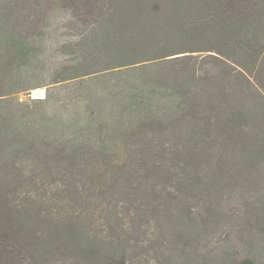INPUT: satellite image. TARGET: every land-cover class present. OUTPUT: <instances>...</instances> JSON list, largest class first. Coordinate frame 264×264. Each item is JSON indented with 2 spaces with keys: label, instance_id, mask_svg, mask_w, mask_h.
Returning a JSON list of instances; mask_svg holds the SVG:
<instances>
[{
  "label": "rangeland",
  "instance_id": "obj_1",
  "mask_svg": "<svg viewBox=\"0 0 264 264\" xmlns=\"http://www.w3.org/2000/svg\"><path fill=\"white\" fill-rule=\"evenodd\" d=\"M36 1L21 6L22 16L13 18L9 29L4 28L0 14V115L4 117L0 191L4 189L15 206L33 201L29 177L35 156L47 153L57 158L50 161L55 165L60 158L52 151L58 143L66 149L76 145L81 150L78 156H70L71 162L88 169L98 164L101 175L107 177L111 188L105 203L81 198L75 213H65L70 208L66 201L43 193L35 196L34 209L49 200L52 203L43 206H55L53 213L63 216L61 221L67 215H81L79 221L84 219L88 227L99 231L98 242L125 247L135 260L141 257L154 263L158 257H168L175 264L184 255L193 261L202 257L211 264L224 254L233 262L254 256L257 264L262 263L264 234L256 222L264 219V92L249 73L236 70L230 58L205 50L211 42L198 30L196 1L140 0L143 9L129 16L134 0L128 10L124 0H99L95 5L103 12L91 19L84 18V4ZM154 1L159 6L145 10ZM176 52L181 53L171 54ZM122 59L130 64L120 66ZM84 69L91 73L73 77ZM172 78L182 85L175 87ZM143 84L148 88V96L140 100L143 113L172 117L178 103H184L180 97L185 93L191 95L188 105L194 112L211 103V120L220 125L213 126L210 134L217 138L196 137V156L205 159L199 168L207 173V183L212 179L206 195L180 191L178 180L174 184L158 178L152 169L143 177L142 151L151 144L146 133L166 131L154 126L125 130L135 119L131 112L138 104L137 93L132 96L131 91ZM245 107L256 113L250 114ZM17 149L21 155L11 162L9 155ZM69 155L66 150L65 157ZM231 162L236 168L231 169ZM181 168L190 171L184 162ZM19 171L23 179L15 183L11 175ZM86 175L77 180L90 182ZM153 176L156 181L151 185L172 191L168 202L175 201L176 208L166 206L156 215L150 213L154 203L145 187ZM53 177L55 184L62 179L61 174ZM140 183L144 188L138 189ZM141 202L148 214L133 219L136 216L129 212ZM207 202L217 217L205 224L195 214ZM184 204L192 209L189 219L176 214ZM88 212H92L90 218ZM250 218L257 226L242 233L250 228L244 225Z\"/></svg>",
  "mask_w": 264,
  "mask_h": 264
},
{
  "label": "trees",
  "instance_id": "obj_2",
  "mask_svg": "<svg viewBox=\"0 0 264 264\" xmlns=\"http://www.w3.org/2000/svg\"><path fill=\"white\" fill-rule=\"evenodd\" d=\"M97 1L99 0H65V2H69L73 6L84 4V18L87 19L98 16L103 12V8L96 7L95 3ZM179 1L181 0L177 2ZM195 1V5H198V13L196 15L200 20L197 23L198 30L205 32L204 36L207 39L206 41L211 42V45L206 47L207 49L205 50L214 51L230 58L235 64L236 70L241 73H249L258 85L262 87L264 92V0ZM29 2L35 3L37 1L0 0V14L5 29L11 27L13 18L22 16L21 14L24 11L21 9V6L27 5ZM129 2L131 0H124L126 10L129 8ZM134 2V4L131 2V9L129 8L127 12L129 16L131 13L136 15V11L134 10L143 9L141 8L140 0H134ZM151 6L157 7L159 3L156 1H154V5L149 3L145 7V10L151 8ZM130 22L132 23V21ZM6 31L9 34L8 30ZM8 37L9 35L7 39ZM177 53L181 52L171 54ZM124 56L125 54L120 52L119 57L124 58ZM127 62L122 59L120 66L130 64ZM78 64L79 66H84L85 62L79 61ZM90 73V69H84L73 77H84ZM172 79L175 87L182 85L181 80L176 78ZM222 89H227V87L224 85ZM131 92H135L132 96L137 93L135 100H138V104L131 112L135 119H133L132 123L128 122L125 130L143 128L145 126H154L159 129L160 127H164L166 129L165 133H158L157 129H152L148 135L146 133V137L151 138V144L142 151L140 169L146 168L142 170L143 177L145 176L147 178L149 176L147 171L152 169V172L158 178L166 179L168 182L174 184L179 182L180 191L183 190L185 193L191 192L206 195L212 179L207 183V173L201 172V168H199V166L203 165L205 159L197 158V146L199 142L196 141V137L198 135L202 137L209 134L213 139L217 138V134H210L213 126L220 125L214 124L211 120V103L205 102L203 109L199 112H194L193 108L188 105V98L191 95L185 93L180 97L184 98V103H178L179 108L177 109V114L165 118V115H161L159 112L155 114L143 113L140 100L146 99L148 96L147 85L143 84L137 90ZM221 93L226 96L223 91ZM245 109L252 115L256 113V109H247V107ZM257 111L260 110L257 109ZM3 118L0 115V126L4 121ZM97 126L102 125L98 123ZM228 126L230 127L229 122ZM110 130L113 131L114 128H108V131ZM167 135L171 137L167 138ZM142 136L145 135L142 134ZM208 141L209 139H207ZM58 145L52 151L54 153L53 156L60 158L59 163H53L55 165H52L50 161L52 159L57 160V158H49L52 156L47 153L35 156L32 176L29 177V185L33 187V201H27V203L23 201L22 205L15 206L9 195L3 192L5 190L0 191V264H173V261L168 257H166L167 259H160L158 257L154 263L149 259L147 260L141 257L135 260L129 256L131 253L125 247L120 245H116L115 248L114 245L104 246L101 242H98L97 233L99 231L96 232L91 226L88 227L84 219L81 221H79L81 218L79 220L77 219L81 215H77L78 217L67 215L66 220L61 221L64 217H59L53 213L55 212V206H43L52 203V201H42L40 205H36L37 209L31 206L32 202L38 204L37 201H34L35 196L40 198V195L43 193L46 195L49 193L56 200L66 201V207L70 206V208L65 213L73 211L75 213V210L78 209L76 204L81 198L91 200L93 203L98 198L101 203H105L107 189L110 186L107 183V177L101 175L102 171L99 165L96 164L93 169L91 167L88 169L83 166L81 167V165L78 166L75 162H71L70 156H78L81 149L76 145L68 149L63 145L62 147ZM66 150L70 152L68 157H65ZM26 151L29 152V150ZM20 155L21 151L17 149L11 152L9 158L12 162ZM138 160L140 161V159ZM182 162L189 165L190 171L186 172L182 170ZM219 163L222 164V161H219ZM231 163V169L236 168L235 162ZM1 170L3 169L0 168ZM86 173L90 175V182L82 184L81 179L77 180V177L79 175L81 177H87ZM53 174L62 175V179L58 184L54 183L55 179ZM11 176H13L15 183L23 179L22 171L15 172ZM6 177L8 178V175ZM156 177L153 176L150 180L156 181ZM215 178H217L216 174ZM153 181L148 186L153 184ZM141 183L138 189L144 188ZM148 186L145 187L148 193H150L147 196L154 203L152 211H150V213H153L152 215H156V210L159 212L162 207H177L178 204L175 205V201L168 202L170 199L169 192L172 191L164 189L159 191L156 184L151 185L150 189ZM96 192L97 195H95ZM212 206L210 202L204 205L202 204L195 214L196 217L203 218L205 224L213 221L212 218L217 217V212L212 209ZM90 207L92 208V206ZM142 208L141 202V206L137 207L135 211L129 212L133 216H136L133 219L148 214ZM179 209L180 211L176 213L177 216L180 218H190L189 215L192 214V209L188 204L182 205ZM86 216L90 218L92 212H88ZM245 223L250 228L243 229L242 233L249 232L257 226L253 224L251 218L245 221L244 225ZM256 224H258L264 234V219L262 221L258 220ZM131 256L135 257L134 255ZM203 260L205 259L201 257L195 258L193 261L191 258L182 255L181 258L176 259L175 264H190L192 261L193 264H206L207 261L203 262ZM211 264H257V261L252 256L251 258L244 257L238 262H233L232 258L223 254ZM259 264H264V260Z\"/></svg>",
  "mask_w": 264,
  "mask_h": 264
}]
</instances>
